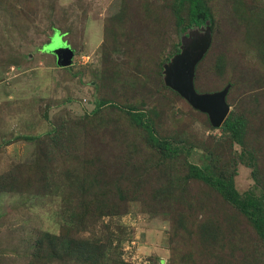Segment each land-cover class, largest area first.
Masks as SVG:
<instances>
[{
    "label": "rangeland",
    "instance_id": "1",
    "mask_svg": "<svg viewBox=\"0 0 264 264\" xmlns=\"http://www.w3.org/2000/svg\"><path fill=\"white\" fill-rule=\"evenodd\" d=\"M206 2L194 83L230 85L240 142L165 83L184 40L174 0H0V264H264L250 216L188 178L195 165L264 196V0Z\"/></svg>",
    "mask_w": 264,
    "mask_h": 264
},
{
    "label": "trees",
    "instance_id": "2",
    "mask_svg": "<svg viewBox=\"0 0 264 264\" xmlns=\"http://www.w3.org/2000/svg\"><path fill=\"white\" fill-rule=\"evenodd\" d=\"M174 3L178 4L176 7L175 15L179 33L184 39L183 42L180 41V46L182 48L185 41L192 39L194 36L202 35L204 33V30L208 27L210 28L212 35L214 16L206 0H174ZM210 25L212 26V29ZM209 51L207 52V54L209 53ZM180 52L181 50L178 51V53ZM207 54L197 65L196 71L199 70L200 64L204 61ZM132 116L138 124L150 130V125L143 119V115L133 113ZM242 124L243 120L240 117L233 118L231 114H229L222 127L225 128L227 132L231 133L236 141L240 142L244 133V127L242 126ZM154 140L156 142L155 147L157 149H161V153L165 158L172 157L175 154L176 149L167 141H160L156 138H154ZM188 178L200 179L218 189V191L223 195L226 201H229V203L233 204L241 211H243L244 214L250 216L255 229L259 233L260 237L264 239V196L259 198H247L246 200H244L242 195L236 189L233 180H223L220 177L211 176L208 172L200 169L195 165L190 166ZM74 226L75 224L73 225V229ZM49 236L50 235L48 233H42L39 237V247L43 249L45 254L53 251V248L48 242ZM69 251H71L70 246Z\"/></svg>",
    "mask_w": 264,
    "mask_h": 264
},
{
    "label": "water",
    "instance_id": "3",
    "mask_svg": "<svg viewBox=\"0 0 264 264\" xmlns=\"http://www.w3.org/2000/svg\"><path fill=\"white\" fill-rule=\"evenodd\" d=\"M212 44L210 28L204 33L185 41L180 54L165 66L166 85L183 97L195 110L207 114L212 126L220 129L230 114L231 107L227 101L230 86L215 93H199L194 79L196 67L209 51ZM54 54L61 68L70 67L75 52L67 45L58 47Z\"/></svg>",
    "mask_w": 264,
    "mask_h": 264
}]
</instances>
